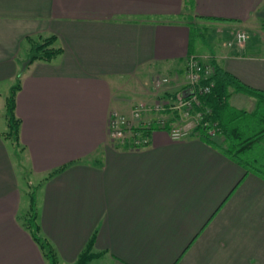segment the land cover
Instances as JSON below:
<instances>
[{
  "label": "crops",
  "instance_id": "1",
  "mask_svg": "<svg viewBox=\"0 0 264 264\" xmlns=\"http://www.w3.org/2000/svg\"><path fill=\"white\" fill-rule=\"evenodd\" d=\"M195 19L244 28L246 46L230 48L225 29L212 49L196 51ZM51 36L62 52L19 75L33 46ZM189 54L213 56L264 92V0H0V116L20 76L21 161L40 179V232L60 264H74L92 235L101 264H264V179L192 131L174 140L170 127L155 129L138 148L109 136L112 111L129 115L134 105L173 93ZM159 75L170 83L156 91ZM235 98L240 110L252 99ZM6 131L5 117L0 264H48L23 225Z\"/></svg>",
  "mask_w": 264,
  "mask_h": 264
},
{
  "label": "trees",
  "instance_id": "2",
  "mask_svg": "<svg viewBox=\"0 0 264 264\" xmlns=\"http://www.w3.org/2000/svg\"><path fill=\"white\" fill-rule=\"evenodd\" d=\"M186 4L191 5L192 0H186ZM205 20L213 21V19ZM196 26L195 21L189 23L191 40ZM55 41L56 37L51 36L35 44L28 57L29 64L35 61L51 62L59 55L62 49L54 46ZM214 68V86L203 99L204 105L211 112L202 123L192 130L191 134L222 151L227 157L240 164L246 171L264 179V119H255L256 111L248 112L233 109L228 103L230 93L234 91L255 97L258 100L259 106L260 104H264V92L244 85L235 77L225 72L216 63ZM20 87L21 80L20 76H18L16 83L11 87L6 98L5 117L7 131L3 134L5 139L18 148L21 147L19 135L21 120L16 114V96ZM214 128L216 129L215 135H211L210 131ZM220 138H222L221 141L218 140ZM259 148L262 154L255 157L248 156L252 151ZM61 170L60 168L53 171L46 179L51 178ZM38 188L39 186L30 193L29 209L22 219L23 225L38 245L46 262L48 264H60L54 247L40 232L36 199ZM94 242L95 235H92L74 264H98L96 260L103 255V252L94 251Z\"/></svg>",
  "mask_w": 264,
  "mask_h": 264
},
{
  "label": "built area",
  "instance_id": "3",
  "mask_svg": "<svg viewBox=\"0 0 264 264\" xmlns=\"http://www.w3.org/2000/svg\"><path fill=\"white\" fill-rule=\"evenodd\" d=\"M248 35L245 32H238L233 41L228 46L235 45L242 50L246 46ZM215 67V66H214ZM204 57L190 54L185 59L183 76L189 86L184 88L176 97V101L170 102L169 99L161 97L153 104L138 103L134 105L129 115L118 111H112L108 119V133L113 142H131L133 147H145L150 144V134L155 129H167L161 116L155 113L172 112L180 113L181 119H200L197 126L210 114L211 110L204 105L206 97L213 87L214 68ZM153 87L159 91L170 83L168 77L155 76L152 80ZM192 89L190 95L184 93ZM177 110V111H176ZM155 114V115H153ZM149 116V118H146ZM196 126V125H195ZM196 126V127H197ZM189 128V127H188ZM169 135L174 140L185 139L193 129L186 127L171 126L167 129ZM216 129L210 131L215 135Z\"/></svg>",
  "mask_w": 264,
  "mask_h": 264
},
{
  "label": "rangeland",
  "instance_id": "4",
  "mask_svg": "<svg viewBox=\"0 0 264 264\" xmlns=\"http://www.w3.org/2000/svg\"><path fill=\"white\" fill-rule=\"evenodd\" d=\"M195 25H197V26H196V29H194V31H193L192 44L194 45L196 51L203 52V53L208 52L210 49H212L213 42L217 38L216 33L221 35L225 29H227L228 32L230 33V38L228 39L227 43H230L231 41H233L238 32H245L248 35V33L246 32V30L244 28H240L238 26H220V27H217V26H213L211 24L208 25L207 21L199 20V19L198 20L195 19ZM233 46H230V48ZM204 58H206L208 63L211 64L213 67L215 66L213 56L205 55ZM25 62H27V61H25ZM23 65H24V63H22V66L20 67L19 75L24 70ZM159 76H161V75H159ZM174 80H176V79L174 78ZM179 80H181V78ZM120 83H121V85H124V84L127 85V80H123ZM175 86H176L175 88H174V86L171 87L174 89L173 93L169 96H165L164 99H169L170 102L176 101L177 95L184 88L189 86V83H187V81L185 80V77L183 76V81L180 83L177 82ZM213 86H214V83H213ZM123 87H126V86L124 85ZM127 94L128 93L125 92L123 97H128L129 95H127ZM236 95H238L237 92L231 91L230 96L228 98V103H229L230 107H232L233 109H237V108L232 106V104L234 105L236 99H238V98H235ZM245 95H247V94H245ZM250 97H252V96H250ZM257 101L258 100L255 97H252L251 100L246 99L245 102L241 103V105L245 106L243 108V110H247L248 112L256 111L255 112V119H264V104H260L258 106ZM2 111H3V113L5 112L4 110H2ZM155 114L158 115L159 117L161 116L163 118L161 120L165 122V126H167V127L179 126V127H186L187 129H193L194 130L195 127L197 126V124L199 123V121H201L200 119H181V114L177 113V112L175 114L173 110H172V112H170V111L167 113H160L159 112V113H155ZM155 114H153V115H155ZM146 118H149V116H146ZM0 119H5L4 115L0 116ZM218 140L221 141L222 138H220ZM9 146H10V149H11L13 156L16 157V166L18 169L17 176H18V182H19V186L21 189V193H22L21 194L22 195V205H21L20 213H21V216L23 219V217L27 214L28 209H29L30 193L34 189H37L38 186H40V179L38 178V176L32 175L30 173V170H28L25 166H23L22 161H21L22 156L20 155L21 154V147H19V148L15 147L11 142L9 143ZM13 149L16 150V153L13 151ZM261 152L262 151L259 148V149L252 151L251 154L248 156L255 157V156H258L259 154H262ZM23 187H24L25 192L23 191ZM96 262L99 264L103 263L102 260H98Z\"/></svg>",
  "mask_w": 264,
  "mask_h": 264
},
{
  "label": "water",
  "instance_id": "5",
  "mask_svg": "<svg viewBox=\"0 0 264 264\" xmlns=\"http://www.w3.org/2000/svg\"><path fill=\"white\" fill-rule=\"evenodd\" d=\"M28 63H29V61H27V62L24 63V65H23L24 69L26 68V66H27ZM192 91H193L192 89H188L184 94L185 95H190L192 93Z\"/></svg>",
  "mask_w": 264,
  "mask_h": 264
}]
</instances>
